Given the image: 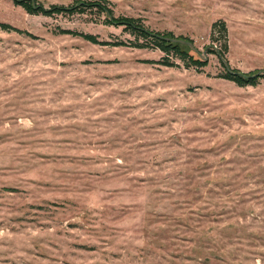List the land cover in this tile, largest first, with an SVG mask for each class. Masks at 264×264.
Segmentation results:
<instances>
[{"label":"rangeland","instance_id":"374dc122","mask_svg":"<svg viewBox=\"0 0 264 264\" xmlns=\"http://www.w3.org/2000/svg\"><path fill=\"white\" fill-rule=\"evenodd\" d=\"M106 1L207 64L0 0V264H264V0Z\"/></svg>","mask_w":264,"mask_h":264},{"label":"trees","instance_id":"16d2710c","mask_svg":"<svg viewBox=\"0 0 264 264\" xmlns=\"http://www.w3.org/2000/svg\"><path fill=\"white\" fill-rule=\"evenodd\" d=\"M106 3V0H75L68 5H51L49 8H44L43 5L37 3L36 0H13L14 5L21 7L25 12L32 15H43L46 17L61 15L65 17L87 14L92 16V20H101V23L106 26L121 28L123 32L134 38L135 43H132L133 47L144 48L145 46H151V48L164 53L165 57H163L162 61L163 66H174L175 63L171 61L172 58L181 62L185 68H201L206 66V61H204L197 52H194L197 54L196 56L191 53L193 51L187 46L166 41L164 38H174L171 33L161 34L152 31L144 25L140 18L115 16L113 10L109 8ZM63 32L79 36L92 44H98L96 37L93 35L76 33L69 30ZM216 34H218L217 36L219 37L215 38ZM226 35L227 28L224 22L220 21L212 24L211 36L213 41H219L221 39L222 41L220 42L222 43L218 42L220 43L219 49L214 47V45H209L208 52L216 55L220 62L222 59H225V54L228 50ZM178 38L191 41L182 37ZM118 44L123 45V42ZM256 73L251 72L242 74L237 70L226 69L222 78L234 83L238 87H255L258 81L264 78V73H260L259 75H256Z\"/></svg>","mask_w":264,"mask_h":264},{"label":"water","instance_id":"95a60500","mask_svg":"<svg viewBox=\"0 0 264 264\" xmlns=\"http://www.w3.org/2000/svg\"><path fill=\"white\" fill-rule=\"evenodd\" d=\"M166 41L171 42V43H176V44H181L187 46L189 49H191L193 52H197V49L194 47V43L191 41H186L185 39H180L177 37L174 38H164ZM222 64L226 69H228V63L222 59L221 60ZM229 70V69H228ZM261 72H257L256 75H259Z\"/></svg>","mask_w":264,"mask_h":264}]
</instances>
